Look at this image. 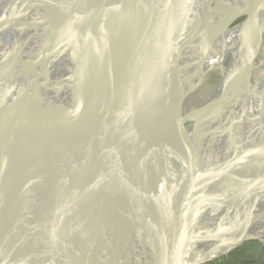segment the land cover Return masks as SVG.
Instances as JSON below:
<instances>
[{"label": "water", "instance_id": "water-1", "mask_svg": "<svg viewBox=\"0 0 264 264\" xmlns=\"http://www.w3.org/2000/svg\"><path fill=\"white\" fill-rule=\"evenodd\" d=\"M44 2L50 5L54 0ZM71 6L79 8L58 24L54 31L57 40L53 42L59 47L60 41H68L64 51L74 53L66 103L57 118L63 115L46 133L9 148V154L1 163L0 211L9 198L23 192L26 178L35 171L34 166H28L17 172L16 165L38 156L53 139L56 126L61 121L75 128L91 94L88 75L92 62L96 57L108 54L105 61L114 67V84L120 94L119 112L113 125L101 133L82 156V174H88L97 193L85 213L71 222L75 230L68 239L64 226L63 249L71 250L72 263L77 249L85 253L81 255L82 264L89 259L87 256L91 248L85 245L84 249L82 245L86 237V220H90L94 223L97 236L118 264H186L191 253V240L194 239L190 219L195 217L187 185L203 167L195 166L188 159V150L193 148L194 143L186 140L188 130L174 120L172 108L206 79V72L197 67L201 76L198 82L163 102L160 99L165 95L161 93L156 77L160 76L158 71L177 36L186 32L193 35L197 53L211 40L212 34L221 27L228 28L239 19L231 22L218 0H67V11ZM255 12L252 8L242 16L254 15ZM251 15L247 19L253 17ZM4 21L5 16L1 17L0 27ZM110 43H115L117 48H110ZM36 52L34 50L29 59L27 56L16 66L17 73L13 76L12 85L14 105L7 101V115L0 122V156L6 144L5 131L24 133V128H34L41 122L49 124L48 118L54 117L45 105L42 106L43 110L35 112L32 104L56 82L51 72L42 75L37 71L41 68L38 67L40 62L49 59V53ZM35 58L39 64L34 66ZM195 66L194 59L189 60L190 69L193 70ZM22 70L24 72L21 74ZM35 80L39 81L37 85ZM209 109L214 110V107ZM37 131L33 129L31 132ZM202 140L199 139L200 142ZM258 156L261 155L247 151L234 161L230 175L238 178L233 183L224 180L215 185L207 181L214 188L207 206L212 219L221 221L233 211L229 207L220 210V214L215 211L217 206L223 204L218 202L221 189L227 186L252 187L257 179L264 178V171H243L262 163L264 159ZM217 170V173H222ZM135 177L145 188L143 203V196L136 197L133 189L132 180ZM11 184L15 186L8 190ZM225 196L224 199L230 198ZM140 203L144 206L141 208L142 214L138 216ZM15 214L12 211L10 216ZM8 216L5 218L7 222ZM27 218L26 223L15 225L19 227L17 236H14L11 228L0 232V238H12L6 242L0 241V264L18 262L19 250L23 252L22 263L31 264L32 258L27 255L30 252L29 243L37 248L46 215L42 209H33ZM233 222L231 218L230 224L224 222L217 231V226H212L211 236L218 237L223 231L226 233ZM93 261L89 259L90 264H94Z\"/></svg>", "mask_w": 264, "mask_h": 264}, {"label": "bare ground", "instance_id": "bare-ground-1", "mask_svg": "<svg viewBox=\"0 0 264 264\" xmlns=\"http://www.w3.org/2000/svg\"><path fill=\"white\" fill-rule=\"evenodd\" d=\"M218 1L230 16L231 22L240 19L252 8L256 15L238 25L233 26L232 23L228 28L221 27L197 53L196 38L193 35L186 32L177 36L158 71L160 76L156 77L161 93L165 95L160 99L163 102L173 99L198 82L201 76L197 67L206 72V79L203 78L199 86L172 108L174 120L188 130L186 140L194 143L193 148L188 150V159L195 166L203 167L187 185L195 217L190 219L194 239L191 240V253L186 264H204L220 259L254 237L263 235L264 238V178L257 179L252 187L227 186L219 191L218 202L223 204H217V213L220 214V210L226 206L240 205L225 219L219 221L217 218L215 221L207 211L214 190L207 181L215 185L224 180L229 183L236 181L238 177L230 175L231 166L247 151L259 153L261 156L258 157L264 159V0ZM22 2L0 0V20L5 16L0 31V122L7 115V101L14 105L15 92L12 85L17 73L16 66L27 56L29 59L34 50L36 53H49V59L46 58L40 64L35 58L34 66L39 64L41 68L37 71L42 75L51 72L56 82L32 104L35 112L43 110L42 106L45 105L54 117L48 118L49 124L41 122L34 128H24V133L5 131L6 144L0 156V177L3 176L1 163L9 154V148L39 137L61 120L63 114L57 116L66 103L68 77L73 64L74 53L64 51L68 41H60L59 47L56 46L53 43L57 40L54 31L63 18L71 16L79 7L71 6L67 11V0H54L50 5L44 0H31L25 5ZM109 47L116 49L117 45L110 43ZM107 56H98L92 62L88 75L91 79V94L75 128L61 121L48 146L38 156H32L15 167L20 172L28 166H34L35 171L26 178L23 192L9 198L0 211V232L11 228V232L17 236L19 227L15 225L27 221L30 211L42 209L45 212L46 221L37 248L35 244L29 243L30 252L27 255L32 258L31 264H82L81 255H85L82 250L74 252L75 260L72 263L71 250L63 249V228L66 226L64 230L68 239L75 230L71 222L85 213L94 200L97 189L88 174H82L81 159L93 141L113 125L119 112L120 94L114 84V67L105 61ZM191 59L196 62L193 70L189 67ZM210 70H216L221 75V83L211 84V72L207 73ZM37 81H34L36 85ZM211 106L214 110L209 109ZM33 129L39 132L32 134ZM199 139H203L202 142ZM210 169L211 173L207 172ZM243 171H264V160ZM132 183L136 197L143 196V203L144 186L138 177ZM14 186L11 184L8 190ZM224 195L230 198L224 199ZM141 203L138 216L142 214L141 208L144 206ZM12 211L16 214L10 216ZM7 215L8 222L5 221ZM231 218L234 222L229 231H223L218 237L211 236L212 226H217V231L218 226L224 222L230 224ZM85 227L86 237L82 246L84 249L86 246L91 248L87 257L94 260V264L101 261L105 264H118L97 236L94 223L86 220ZM11 239L2 236L0 241ZM18 254V262L14 261L13 264H23V252L19 250ZM89 259L84 264H90Z\"/></svg>", "mask_w": 264, "mask_h": 264}, {"label": "rangeland", "instance_id": "rangeland-1", "mask_svg": "<svg viewBox=\"0 0 264 264\" xmlns=\"http://www.w3.org/2000/svg\"><path fill=\"white\" fill-rule=\"evenodd\" d=\"M30 1L31 0H23L22 3L23 5H25ZM250 15H245L244 17H241L239 20L234 22L233 26L238 25L242 21H245ZM254 15H256V13ZM254 15L252 14L251 16H254ZM263 43H264V39H263ZM209 78L212 79V83H211L212 85H217L221 83L222 81L221 75L216 70L211 71V73H209ZM238 206H231L229 208L234 209ZM225 208H227V206ZM204 264H264L263 235L254 237L246 241L242 247L227 254L223 258L211 260V261L205 262Z\"/></svg>", "mask_w": 264, "mask_h": 264}]
</instances>
